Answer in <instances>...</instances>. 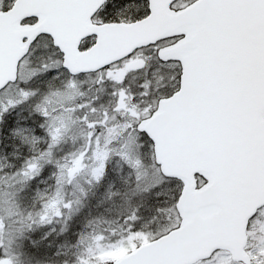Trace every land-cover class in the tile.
Instances as JSON below:
<instances>
[{
    "label": "snow or ice",
    "instance_id": "6c2138e0",
    "mask_svg": "<svg viewBox=\"0 0 264 264\" xmlns=\"http://www.w3.org/2000/svg\"><path fill=\"white\" fill-rule=\"evenodd\" d=\"M0 264H264V0H0Z\"/></svg>",
    "mask_w": 264,
    "mask_h": 264
}]
</instances>
